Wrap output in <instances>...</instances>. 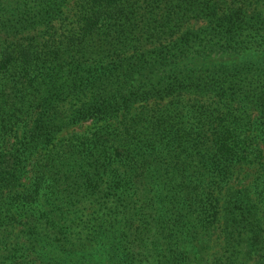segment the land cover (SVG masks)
Returning a JSON list of instances; mask_svg holds the SVG:
<instances>
[{
  "label": "trees",
  "instance_id": "16d2710c",
  "mask_svg": "<svg viewBox=\"0 0 264 264\" xmlns=\"http://www.w3.org/2000/svg\"><path fill=\"white\" fill-rule=\"evenodd\" d=\"M63 1L5 17L0 264H264V0Z\"/></svg>",
  "mask_w": 264,
  "mask_h": 264
},
{
  "label": "rangeland",
  "instance_id": "374dc122",
  "mask_svg": "<svg viewBox=\"0 0 264 264\" xmlns=\"http://www.w3.org/2000/svg\"><path fill=\"white\" fill-rule=\"evenodd\" d=\"M16 3L17 2H15V0H0V18L1 19L4 18L6 20L5 17L10 15L9 11H10L11 6L13 7V5L14 6L17 5ZM78 4H79V0H64L63 2H61L60 12L57 15V18H55L54 23H53V25L56 26V28L58 29V33H59L61 38L66 39V35L68 33V28H70V25H68L66 23H69V21H71V18H73V15L77 11ZM61 12H63V13L61 14ZM67 15H70L71 18H69ZM74 19H76V18L74 17ZM9 20H13V21L9 24ZM9 20L8 21L6 20V23L4 25L0 24V38L6 37V39H10L3 32H6L8 30L16 31L21 26V24L23 26H28L27 23L23 24L21 18L18 20L17 15H13ZM44 28H46V27L45 26H39V27H36L35 29H33L34 31L30 33V36H31L30 38H36L35 35H37V33L40 32V30H42ZM23 30L28 31L29 29L23 27ZM249 39H250V37L247 38L246 43L249 41ZM1 41L2 40L0 39V42ZM11 42H12L11 40H7V43L5 45H9ZM246 46H250V44L248 43ZM14 78L15 77L10 78L9 80H12Z\"/></svg>",
  "mask_w": 264,
  "mask_h": 264
}]
</instances>
